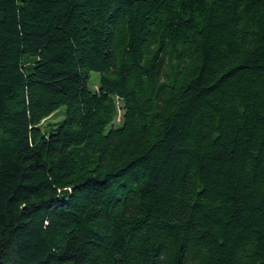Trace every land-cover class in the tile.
<instances>
[{"label": "trees", "instance_id": "trees-1", "mask_svg": "<svg viewBox=\"0 0 264 264\" xmlns=\"http://www.w3.org/2000/svg\"><path fill=\"white\" fill-rule=\"evenodd\" d=\"M0 264H264V0H0Z\"/></svg>", "mask_w": 264, "mask_h": 264}, {"label": "rangeland", "instance_id": "rangeland-1", "mask_svg": "<svg viewBox=\"0 0 264 264\" xmlns=\"http://www.w3.org/2000/svg\"><path fill=\"white\" fill-rule=\"evenodd\" d=\"M98 82V74L96 73H92L91 76V81H90V85L93 86L94 84H96ZM65 108H62V110H64ZM63 117V116H62ZM55 117L50 118L48 121L49 122H53Z\"/></svg>", "mask_w": 264, "mask_h": 264}]
</instances>
